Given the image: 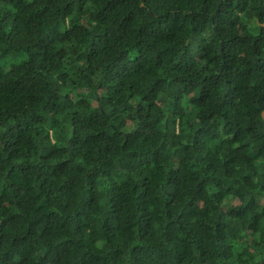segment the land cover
<instances>
[{"label": "trees", "instance_id": "1", "mask_svg": "<svg viewBox=\"0 0 264 264\" xmlns=\"http://www.w3.org/2000/svg\"><path fill=\"white\" fill-rule=\"evenodd\" d=\"M0 264H264V0H0Z\"/></svg>", "mask_w": 264, "mask_h": 264}]
</instances>
